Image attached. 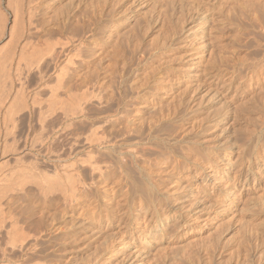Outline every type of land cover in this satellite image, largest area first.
Segmentation results:
<instances>
[{
    "label": "rangeland",
    "instance_id": "1",
    "mask_svg": "<svg viewBox=\"0 0 264 264\" xmlns=\"http://www.w3.org/2000/svg\"><path fill=\"white\" fill-rule=\"evenodd\" d=\"M13 1L14 4L18 5H20L21 3L19 8L22 6V9H20L23 16L21 15L22 17L16 25V32H14L13 35H11L13 37L10 38V33H8L10 32V30H8V28L11 24L13 8L7 5L6 0H0V12L3 15V19L7 22H5V26L1 29L2 33L0 32V92H4L3 94L0 93V101L1 103H3H0V106H2L0 107V110L4 112V109L7 110L9 105L12 107V114L8 116L10 119L8 118V120L5 121L6 123H8V125H10V132H14L13 134L9 132V135L11 136L6 137V142L8 143L5 144L6 146L3 145V148L1 146L4 152L0 148V208H2L0 209L2 210V213L0 211V215L2 214L0 216V264H14V262H16L15 259H17L16 256L19 254L18 246L14 248L10 243H7L9 245L6 246V240L8 238L6 237L4 231L7 229L11 219V221H17L19 225L20 223L24 224H21L23 231L27 232L29 230V233L30 231H32V235H29L30 237H28L30 239L27 238L28 240H26L28 242L33 239L31 238L33 236V232L36 234L37 231L34 242H38L35 243L37 244L36 246L38 247V249H36V251L32 253L33 255L29 254V252H26L28 254L25 255H28L27 258L28 261L30 259V262L44 259L46 261V264H264V0H149L147 3L144 2V4L141 3V0H34L35 2L33 1V3L32 1L30 2V0ZM138 2L140 4H138ZM30 8L31 10L33 9V11L30 10V12ZM116 12V18H120L117 22L118 25L116 23V27L118 26L117 30L114 29L112 32H109L108 27H105V21L110 17V15L116 14ZM152 16L153 18H155L150 19L152 18ZM145 17H147L148 19H146ZM22 19L24 22H20ZM20 30H22V39L19 38L20 40H18L17 36L19 37ZM28 32H30L31 34H29ZM200 35H203V37L200 38ZM26 39L31 41L29 42ZM69 39H71L72 41ZM24 41L28 43H26L27 45H24L21 51V49L19 50V45L24 43ZM63 41H66V43H68L66 44L64 42L65 45L63 44L66 49L69 48L68 50L73 49L75 51L74 52L73 50H71L69 54H73L78 51L76 54H74L76 55L74 56V62L76 63L73 65L71 64V68L73 67L74 69L73 72L72 69H69L70 66L67 67L69 69L68 72L70 70L71 71L68 75L69 78L66 76L65 80H70H68L69 82L64 80V83H66H63V85L71 87L69 88V90H71L69 91V97H73L72 94H74V97H76L75 95L81 94L84 91L88 90L86 91L85 95L84 93L81 95L83 96V98L86 97L87 99L82 104L83 111L85 112L86 116L83 115L84 113L82 115L75 114V117L67 119L68 124H64L67 123V120L62 119V117L60 116V112L57 110V112H59V117H53L52 123L56 122L54 124L58 123L57 125L60 126V129L58 130L59 132L57 133L60 137L54 140L55 142H50L48 138L44 141V138L46 137L40 138L38 140V138L35 137V134H37L39 131L37 130L39 127L37 124L36 116L38 103L36 102L37 104H35L34 106L33 104L35 102H33V100L38 101L40 99L42 102L40 103L44 108V104H47V102L50 100V95L47 87L54 84L53 82L55 81L53 80V75L51 76L49 72L50 70H45L47 68H50L49 66L44 65L46 64L45 61L42 62V64L45 66H42V69L44 68L43 70L45 74H47L48 71V74H44V77L42 79H39L37 77L38 73L36 74V72L38 71V69L34 64L42 59L48 60V52L45 51V48L49 49V47H51L54 42L59 45ZM57 45H53L54 48L56 47L55 49L60 48V45L58 47ZM67 45L68 47H66ZM75 48L77 49L75 50ZM257 50L258 52H256ZM142 51H144V53ZM140 52H142V54ZM12 53L14 57L12 64L13 66H9L10 69H8V58L9 56H12ZM14 53H18V57L20 60ZM78 53L80 56L78 55ZM144 54L147 59L149 57L150 59L144 63L145 65H141L138 62L140 61L139 55L144 56ZM61 59L62 56L60 57V60ZM60 60H58V62ZM17 62L19 64L18 67L16 64ZM27 65L28 67L26 69ZM188 65L193 67V69L191 70L192 75L186 77V79L191 81L186 80L187 83H190H186L188 86L185 88H191L192 90H194L190 91V94L187 93L189 94V96L187 94H182L183 97L179 95L175 96L176 93L174 92L175 94H173V90L171 92H168L169 94L172 93L171 95H164L163 91L166 89L163 88L162 90L161 88V91L160 88H157V86L153 84V81H151V79H148V82L145 85H150V87L152 86L153 88H157L153 93V96L161 97L160 100L158 98V102L160 105H156L157 103H155L154 105L149 104V107L153 106L152 108H155L157 106L155 109L160 107V109L158 108L159 112L165 113V109L166 112H170L171 108L173 107L172 110H174L177 105L178 108L180 107L183 110V113L185 112L182 120H179L180 125L178 124V121H176V124H167V122H165L167 124H165L166 126L164 125V123L162 125L163 127L160 126V133L164 132L163 136H166V133H169L168 131L173 130L172 126L175 125L174 128H177L174 133L175 135L180 133L181 136H175H178V142L175 141L173 143V146H176H174L175 151L171 152L166 147L162 149H155L154 145L152 144H144L146 141L139 142V147L141 148L142 146H144L143 148L145 149L143 152V158H152V160L151 158L148 159L149 163H147L146 165L145 163H141V165H143L144 168L148 165L149 168L147 167L148 169H146V171L150 173L151 181H156V178H158L156 181L157 184L152 181L154 187L146 185L148 183V180L141 178L140 181V177L137 178L140 175L135 172V169H133V165L127 159L128 157H125L123 158V160L122 158L120 159V163H122L124 167L123 169L122 167L119 169L120 171H125V173L129 172L130 175H133L137 181L136 185H138H135V190H133L132 186L129 187V185L131 184L123 180V172L120 173L118 172L119 169L116 170L117 163L115 162L117 160L115 161V159L117 156L115 151L110 150L105 145H101L102 147L98 146L97 148H95V145H91L92 147L90 151L93 152L92 154L94 156H91L90 160L95 159L96 161L100 162L101 159L102 162L105 161L106 164L100 163L102 164L101 171L109 170V174L111 176L106 175L107 177L105 176L102 180V175L99 176L97 172H95V174H91L90 172H88L89 170L87 165L78 166L76 163L75 165L76 167L78 166L77 168H73L71 166V168L69 167V161L72 164L74 161H76V158L78 157L77 155L87 158L86 153L89 152L86 148L87 144L84 143L81 138L79 140L80 142L77 141V143H74L73 136L75 134H80L79 132H81L82 129L88 130V127H90L89 125L95 122V116L97 117V115H95L96 113L94 114V112H97L96 108L101 106L99 105V102L96 101L98 100V98L96 99V97H94L96 94L101 96V104L103 103L102 105H107L106 101L107 99H109L108 97H110L111 100L115 98L112 100V107L115 109L117 107L116 101L118 100V95L115 94L116 90L125 92V90L128 88L129 92L127 94H132V92L135 93V89H132V87L135 88V86L141 85L142 82H144V80L148 77L145 76L147 72V75L154 74L156 77H162L161 74H163V71L161 70V68H164L165 66L173 67L174 72L179 70L177 74H180V76H177V74L175 73H173L172 75H174L175 77L174 80L176 79L175 86L178 88L179 86H181L183 89V81L185 82V72H183V68L184 66ZM3 66L4 68H2ZM17 68L19 70L24 68V71L22 70L20 72H23V74L25 72L24 76H26L25 78L24 76H22L21 80L23 81L22 85L24 86H22L24 91L22 92L23 94L20 93V82L18 83L16 79L17 77L15 75L17 73ZM154 68H156V70ZM4 69L7 70L5 71ZM25 69L29 72H27ZM134 69L136 71H134ZM152 69H154L155 71L149 72ZM6 72H10L8 73L9 77L7 78L10 79L12 76V78L10 79L13 81L12 90L18 88L20 93V95L18 94L19 96L17 95L16 97H13V95L11 94L12 96H8V98L5 99L8 93L6 92L5 87H8L7 91H9L8 89L10 88V84L7 78L2 77V75H4ZM74 72L75 74L73 75ZM120 75H122V78H120ZM70 76L73 77L71 78ZM142 76L146 78L142 79ZM88 77L90 78V80L88 79ZM3 78H6L7 82H5V80L3 81ZM108 78L110 80H108ZM111 79L113 80L111 81ZM116 79L117 82L115 81ZM121 79L122 82L119 85ZM76 81H78V84H76ZM1 82H3L4 85H2L3 83ZM193 83L198 84L197 91V84L195 85L196 87L194 89ZM130 84L132 87H130ZM37 85L39 87H43L45 85V87H41L40 89ZM64 86H62L61 89ZM68 87L63 88L62 90L59 88V90H57L58 96L59 92L60 95L63 94V91H67ZM140 87L142 88L143 86ZM215 88L217 90L219 88V90L216 91ZM60 90L62 91V93ZM112 90L114 91V93ZM195 91L197 92V94H194ZM35 92H38V94L36 95ZM69 92L67 91L66 94H68ZM73 92H77V94ZM212 92L213 94L210 95ZM33 93H35L36 96ZM89 93H91L90 96H93L94 94L93 98L90 99ZM64 94L63 96L65 97H63L62 95L59 97H62V100L67 101L69 97ZM110 94L113 97H111ZM194 95L195 98H197L196 100H198L199 97H203V99L206 97V99H204V102H206L210 95L211 101L209 99L208 106H211L210 108H215L220 105V109L222 112L217 118L221 120L214 119V115H210L213 117H209L210 121L206 122H203V120L200 122L199 119L194 116L192 118L191 116L189 117L188 113L190 109L188 108L190 107V104L195 102L193 101L192 103H189V99L192 100ZM58 96L55 97L58 98ZM167 96L173 97L167 98ZM74 97L72 99L70 98L69 100H74L75 102L76 99ZM177 97L178 101L176 99ZM224 97L225 99H223ZM36 98L38 100H36ZM76 98H80V100L82 101V97H79V95ZM183 98L184 100H187L184 102V105L187 102L189 103V105H187L188 108H185L186 105L184 106L182 105V103L181 105H178V102H182L181 100H183ZM201 99L199 98L200 101ZM221 100L222 103H220ZM44 101L46 102L44 103ZM61 101L60 98L59 100L57 99V103L62 104L64 102L63 104L66 103L65 105H67L66 101ZM216 101H218V103L220 104H218ZM77 102L74 104L76 105ZM163 102L165 103V105H170L172 102L171 108L168 105L167 106L170 109L166 106L165 108L162 104ZM40 103L39 105H41ZM55 104H53V106ZM120 106L119 109L121 110L122 106ZM141 106L142 105H124L123 107H126L128 111L126 109L125 110L128 113L130 112L129 117H132L131 115L140 114L135 110V108ZM127 107L131 109L129 110ZM163 107L164 109L161 110V108ZM31 108H33L32 111ZM184 110H187L188 113ZM92 115L95 116L92 117ZM90 117L92 118V120ZM129 117L127 119H129ZM184 117L187 119H184ZM55 119L56 121H53ZM77 119L81 121H77ZM213 119L216 121H214ZM2 120L3 119H1V121ZM190 120L192 121L190 122ZM118 121L119 120H115L114 123H107L108 126L106 127V132L109 128V134L116 132L121 127ZM124 121L126 122V119ZM189 122L190 124L193 122L194 123L190 126ZM197 122L198 124H200V126H198ZM48 123L49 122H47L46 125L47 129L48 127H50L48 126ZM75 123L77 126L74 125ZM85 125L87 126V128ZM186 125L189 127H187ZM193 125L196 126L194 127ZM166 127H168V129ZM46 128L43 131L44 134H47ZM62 128H65L66 131ZM111 128H114L115 130H112ZM170 128L172 130H169ZM183 128L185 129V131H183ZM49 130L50 128L48 129V133ZM86 130L82 131L81 133L86 132ZM76 131L78 132L76 133ZM226 133L228 135H226ZM188 135L190 136V138ZM194 135L198 136L195 137ZM238 135L242 139H240ZM192 136L194 137L195 141ZM188 142L189 144H187ZM70 145L72 146V148L70 151H68ZM81 145L83 148L81 147ZM181 145H184V147ZM177 147L181 150L176 149ZM185 147L189 150L187 151ZM50 148L56 149V151L52 150V153L50 151ZM76 149L78 150L76 151ZM57 151L62 158L57 154ZM180 151L183 152V154ZM147 153H149L148 156L146 155ZM92 154L90 153V155ZM157 156H159L158 159L156 158ZM169 157L173 159V164H176V162L179 164L178 170L172 169V166H169V168L167 167V169V164L165 165V163H162L163 161L169 160ZM154 158L156 159L155 161ZM66 162L68 166L66 165ZM209 164L213 165L212 170L208 169ZM106 167L107 169H105ZM170 169H172V171L174 172L178 171L179 173H176L178 177L174 175V178L173 176H170V178L172 177V179H169V177L165 175V172H168ZM162 170H165V172H163ZM86 171L87 174H85ZM116 172L117 174H115ZM89 173L91 174V177ZM55 174L56 176L59 175L57 176L58 178L55 176ZM70 174L72 175L74 182L76 181L75 184L77 185L76 187L78 196L76 198H73L74 202L70 199L68 200L69 203L65 204L67 200H63L62 196L58 197V194H63V189L68 186V184H65L69 180L66 179V175L71 177ZM118 175H120V177ZM52 176H54L55 178ZM113 176L115 178L114 181L112 179ZM79 177L84 179L86 178L85 182H87L88 184L85 186L87 187L83 188L81 187V185H79L77 181ZM176 178L178 179V181ZM160 180L162 181V183H160ZM164 181L169 182L165 183ZM124 182L126 184H123ZM60 184L62 186H60ZM167 184L169 185L167 186ZM164 185L167 188L163 187ZM175 185L180 187L179 191L177 190V186ZM144 186H147L148 188H144ZM39 187L41 189L43 188L44 190H41ZM53 188L56 189L54 190ZM78 188L80 190V193ZM194 188L197 189L194 190ZM61 189L62 191L60 194ZM175 189L177 191H175ZM51 190L52 192H48ZM131 190L133 193L131 192ZM158 190H161V195L159 196L156 192ZM190 191H192L193 193ZM121 192L123 193V195ZM124 192L127 194H125ZM134 193L136 194V196ZM128 195L130 198L128 197ZM200 195L202 198L200 197ZM46 196L48 198H46ZM146 196L149 200L145 199ZM189 196L191 199L189 198L188 202L186 201L181 204L179 199L185 197L187 199ZM154 197L155 199H153ZM162 197L165 198V201ZM158 198L161 202L164 201V204L166 203V207L159 211V214L161 216L158 219L159 222L156 221L159 227H157L158 232H156L155 234L153 231H150L148 223V221L150 220V212L153 209V207L151 206L150 208L149 205H151V203H153L154 201L158 203ZM166 198L169 199L167 200ZM114 200H116V203L114 202ZM150 200H152L153 202H150ZM124 202L126 204H123ZM191 202L193 203L191 204ZM59 203L60 205H58ZM112 203L115 204L113 205ZM137 203H139L140 205H137ZM110 204H112L113 209L116 210L115 213L117 212L116 215L115 213L113 214L114 216L106 214L109 210L108 207H112V205ZM103 206L105 207L104 210H102L104 208ZM177 206L181 209L177 208ZM119 212L121 214H119ZM165 212L167 213L166 216H164ZM9 214L12 217L11 219ZM130 214L131 217H134V219L130 217ZM54 215H56V217H54ZM97 216H100V222H98L99 220ZM119 216H123L121 217V219H123V223H120L121 220H118L120 218ZM89 221L91 222L89 223ZM45 222L48 224H46ZM125 222H128V224L126 223V226L128 225L129 228L134 229V237L139 233L140 229L143 230L144 234V236L142 234L140 238L150 236V234H152L153 237H151V235L149 237L150 240L146 243H135L129 240V242L124 244L123 249H121L123 252L120 255H113L112 257L105 258L104 255H111L112 253L111 244L116 240L117 244H121L122 242H124L123 240L125 239L122 235L125 234L124 236H126V232L128 233L129 230H131L125 226ZM95 223H97L98 225ZM115 223L119 224L117 225ZM30 224H32L33 226ZM159 224H161L162 227ZM82 225H86L85 228H83ZM66 226H69L70 228L68 227L69 229H67L65 228ZM23 227L25 229H23ZM91 228L93 230H91ZM169 228L171 230H168ZM38 229H42L41 234ZM72 229L75 231V233ZM120 230L122 231V233ZM98 231H100L99 234L97 233ZM68 232H70V234ZM92 232L95 234V236H93ZM104 233L107 234L105 236L106 239L103 237L105 235ZM109 233H113V235L108 236L110 235ZM65 236L69 240L73 241L74 239H76L77 241H73L74 243H72V241L69 242V240H67ZM69 236H71L73 239H71V237ZM78 237L79 240L81 239V237L83 239L78 241ZM89 237H91L92 239ZM101 237H103L104 239ZM97 238L98 240H96ZM2 239H5L6 242ZM58 240H61V244H59L60 241ZM105 240H107L106 244ZM26 241L24 243H27ZM50 242L54 245L52 246ZM86 243H89V249L86 248ZM73 244L74 246L72 247ZM62 245L63 247H65L63 248ZM95 245H97V247ZM105 245L107 247H105ZM49 246H52L53 249ZM75 246L77 249H75ZM1 247L3 250L1 249ZM70 247L72 248L70 249ZM103 247H105L106 249H104ZM102 248L104 250L101 252V254H99L101 251L100 249ZM146 249L149 251L147 252ZM52 250L55 253H53ZM72 250H74V253L72 252ZM86 250H88L89 252H85ZM41 251L42 253H40ZM64 251L67 252L65 253ZM96 253H98L99 255ZM46 254H48L47 257ZM55 254L57 256H55ZM66 255L69 259H67ZM69 256L74 261L71 260ZM73 256L75 257V259ZM63 257L67 260L65 261ZM44 260L42 261L45 264Z\"/></svg>",
    "mask_w": 264,
    "mask_h": 264
},
{
    "label": "bare ground",
    "instance_id": "2",
    "mask_svg": "<svg viewBox=\"0 0 264 264\" xmlns=\"http://www.w3.org/2000/svg\"><path fill=\"white\" fill-rule=\"evenodd\" d=\"M32 1V3H33V1L34 0H30V2ZM138 1V0H137ZM149 0H141V3L142 4H144V2H148ZM29 2V3H30ZM35 2V1H34ZM103 2V1H102ZM136 2V1H135ZM134 2V3H135ZM6 3H7V5H9V6H11L12 8H13V12H12V20H11V24L9 25V28H8V30H10V32H8V33H10L9 35H10V38H12L13 36H11V35H13V33L14 32H16V25L18 24V22H19V20H20V18L23 16L22 15V11H21V9L19 8V6L21 5V3H20V5H18V4H14V1L13 0H6ZM173 3V2H172ZM31 4V3H30ZM35 4V3H34ZM138 4H140L139 2H138ZM141 4V5H142ZM174 4V3H173ZM34 6V5H33ZM102 6V5H101ZM140 6V5H139ZM35 7V6H34ZM36 9V8H35ZM157 9V8H156ZM31 10V8L29 9V11ZM28 11V10H27ZM26 11V12H27ZM31 11H33V9L31 10ZM30 11V12H31ZM30 12H28V13H30ZM122 12H124V11H122ZM122 14V13H121ZM126 14V13H125ZM22 15V16H21ZM117 12H116V14H112V15H110V17L108 18V19H106V21H105V27H108V30H109V32H112L114 29L115 30H117V27H116V23L119 21V19L120 18H116L117 16ZM122 16V15H121ZM124 16V15H123ZM154 16V15H153ZM153 16H152V18H150V19H154L153 18ZM119 17V16H118ZM125 17V16H124ZM123 18V17H122ZM146 19H148L149 18V16H148V18L147 17H145ZM124 19V18H123ZM3 19V15L1 14V12H0V32L2 31L1 29L5 26V22H6V20H4ZM28 20V19H27ZM26 20V21H27ZM23 21V19L20 21V22H22ZM31 21V20H30ZM24 22V21H23ZM32 22V21H31ZM7 23V22H6ZM21 24V23H20ZM117 25H118V23H117ZM35 27V26H34ZM36 28V27H35ZM191 28V27H190ZM20 29H21V26H20ZM22 29H23V27H22ZM192 29V28H191ZM263 29V28H262ZM27 31V30H26ZM28 31H29V29H28ZM38 31V30H37ZM21 32H22V30H20V34H19V37L17 36V38H18V40H20L19 38H21L22 37V34H21ZM39 32H40V30H39ZM45 32V31H44ZM2 33V32H1ZM4 33V32H3ZM29 34H31L30 32H28ZM109 34V33H108ZM204 34V33H203ZM26 36V35H25ZM201 36V35H200ZM28 37V36H27ZM26 37V38H27ZM203 37V35L200 37V38H202ZM16 38V39H17ZM22 39V38H21ZM61 39V38H60ZM66 39V38H65ZM73 39V38H72ZM27 40V39H26ZM69 40H71V39H69ZM76 40V39H75ZM27 41H29V40H27ZM31 41V40H30ZM29 41V42H30ZM66 41H68V40H66ZM66 41H63V42H61L59 45H60V48H58V49H55L54 48V46L53 45H57V43H55L54 42V44L51 46V47H49V49L47 48H45V51H47L48 52V54H47V58H48V60H44V59H42V60H40L39 62H37L36 64H34V65H36V67H37V69H38V71L36 72V74L38 73V78L39 79H42L43 77H44V68L42 69V66L43 67H45L44 65H46V66H49L50 68H47V69H45V70H50L49 72H50V74H51V76L54 78H52L55 82H53L54 84H52V85H50L49 87H47L48 88V91H49V98H50V102L48 103L47 102V104H44L45 106H44V108L42 107V102H41V100L39 101L37 98H36V100H38V101H34L33 100V102H35L33 105L35 106V104H37V114H36V116H37V124H38V129L37 130H39L38 131V133L37 134H35V137L36 138H38V140L40 139V138H44V137H46V138H44V141H45V139H47L48 138V140L50 141V142H53L54 140H56L57 138H59L60 136H59V134H57L59 131V125H57V124H54V123H56V122H54V123H52V119H53V117H55V116H58L59 117V112H60V116L62 117V119H68V118H72V117H75V114H78V115H82L83 113V115H85L86 116V114H85V112L83 111V106H82V104L87 100L86 99V97L85 98H83V96H81L83 93H84V95H85V93H86V91H88V90H86V91H84V90H82V91H84L83 93H81V94H78L79 95V97H82L81 99H82V101L80 100V98H76L78 95H75L76 97H74V94H72L73 95V97L76 99V101L74 102V100H69L70 98L72 99L73 97H69V95H70V92L69 91H71V90H69V88H71V87H68V86H64L63 85V83H64V80H65V77L67 76L68 77V75H69V72L71 71H69L68 72V70L69 69H72V72H73V67L71 68V66L73 65V64H75L76 62H74V56H76V55H74V54H76L78 51H76V53H73V54H69V52L71 51V50H73V49H71V50H68V49H66L65 47H64V45H65V43H66ZM72 41V40H71ZM16 42H18V41H16ZM21 42V41H20ZM50 42V41H49ZM52 42V41H51ZM65 42V43H64ZM26 43H28V42H26V41H24V43H22L21 45H19L20 47H19V50L21 49V51H22V49H23V47H24V45L26 44ZM48 43V42H47ZM59 43V42H58ZM18 44V43H17ZM50 44V43H49ZM64 44V45H63ZM66 44H68V43H66ZM73 44V43H72ZM79 44V43H78ZM27 45V44H26ZM59 45H57V47L59 46ZM81 45V44H80ZM48 46V45H47ZM70 46V45H69ZM259 46V45H258ZM66 47H68V45L66 46ZM136 47V46H135ZM17 48V47H16ZM141 48V47H140ZM77 48H75V50H76ZM136 50V49H135ZM14 51V50H13ZM74 51V50H73ZM139 51H141V50H139ZM156 51V50H155ZM154 51V52H155ZM12 52V51H11ZM10 52V53H11ZM46 52V53H47ZM75 52V51H74ZM143 53H144V51H142ZM142 52H140L141 54H142ZM256 52H258V50L256 51ZM45 53V52H44ZM15 55H17V57H18V53L16 54V53H14ZM22 54V53H21ZM81 54V53H80ZM9 55H11V54H9ZM8 55V56H9ZM14 55V56H15ZM78 55H79V53H78ZM154 55V54H153ZM19 56H20V54H19ZM62 56V59L60 60V57ZM80 56V55H79ZM42 57H43V55H42ZM78 58V57H77ZM76 58V59H77ZM139 58H140V61H138L141 65H143L147 60H149L150 59V57L147 59V57H145V54H144V56L143 55H139ZM9 62H8V67L10 66H13L12 64H13V59H14V57H13V53H12V56L10 57L9 56ZM18 59H19V57H18ZM17 59V60H18ZM80 59V58H79ZM263 59V58H262ZM20 60V59H19ZM18 60V61H19ZM58 60H60L59 62H58ZM46 62V64H42V62ZM16 62V61H15ZM3 63V62H2ZM258 63V62H257ZM17 64V67H18V62L16 63ZM26 64H27V62H26ZM30 64V63H29ZM72 64V65H71ZM25 65V64H24ZM145 65V64H144ZM159 65V64H158ZM157 65V66H158ZM162 65V64H161ZM33 66V65H32ZM68 66H70L69 67V69L67 68ZM10 67L8 68V69H10ZM27 67H28V65L26 66V69H27ZM29 67H30V65H29ZM34 67V66H33ZM154 67V66H153ZM159 67V66H158ZM2 68H4V66L2 67ZM142 68V67H141ZM143 68H144V66H143ZM24 69V68H23ZM23 69H16L17 70V73L15 74L16 75V79H17V81H18V83L20 84V93L21 94H23L22 92H24L23 91V88H22V84H23V81H21L22 80V76H24L25 75V72H24V74H23V72H20V71H22ZM25 69V70H26ZM30 69V68H29ZM77 69V68H76ZM75 69V70H76ZM126 69V68H125ZM136 69V68H135ZM134 69V71H136ZM155 70H156V68H154ZM154 69H152V70H147V71H149V72H152V71H155ZM174 68L173 67H171V66H165L164 68H161V70L163 71V74H161L162 75V77H156L154 74H152V75H147L148 74V72H147V74L145 75V76H148L147 78L146 77H141L142 79H144V78H146L145 80H144V82H142V84L141 85H138V84H134V85H138V86H135V88H133L132 86H131V84H130V87H132V89H135V93H133L132 92V94H127L129 91H128V88L127 87H125V88H127L126 90H125V88H124V90H125V92L123 91H121V90H116V93L115 94H117L118 95V97H117V101H116V105H117V107L114 109L113 107H112V100L113 99H115V98H113L112 100H111V98L110 97H108L109 99H107V101L106 100H104V101H106L107 102V105H102L101 104V102H102V100H101V96H99V95H95L94 96V94H93V96L94 97H96V99L98 98V100H96V101H98L99 102V105H101L100 107H98V108H96L97 109V112H94V114L95 115H97V117L95 116V115H92V117L93 116H95V122H93V124H91V125H89L90 127H88V130H86V129H84V130H86V132H83V133H81L82 131H84L83 129H82V131L81 132H79L80 134H75L74 136H73V142L75 143H77V141H79L80 140V138L83 140V142L84 143H86L87 144V146H86V148H87V151H89V152H87L86 153V156H87V158L86 157H80V155H77L78 157L76 158V161H72L73 163L71 164V162L69 161V163L71 164H68L69 165V167L71 166V167H73V168H75L76 167V163H77V165L79 166H82V165H87L88 166V172H90L91 174L92 173H94L95 174V172H97L98 173V175L100 176V175H102V180L104 179V177L107 175V176H109L110 174H109V170L108 171H101L102 170V164H100V163H105V161H101V159H100V162H98V161H96L93 157V159L94 160H90V157L91 156H94L92 153L93 152H91L90 150H91V145H95L94 147L95 148H97L98 146H101V145H105V146H107V148H109L110 150H112V151H115V153H116V156L118 157V159H117V157H116V159H115V163H117V169L116 170H118L119 168H121L122 167V169H123V164L122 163H120L121 161H120V159L122 158V160H123V158H125V157H128L127 159L130 161V163L133 165V169H135V172L137 173V174H139L140 176H138L137 178H139L140 177V181H141V178H144L145 180H148V183L146 184V185H148V186H151V187H154V184L152 183V181H151V175H150V173H148L147 171H146V169H148L149 167H148V165L147 166H145V168H144V166L143 165H141V163H145V165L147 164V163H149V161H148V159L149 158H151V157H148V159H146V158H143V152H144V146H142L141 148L139 147V142L140 141H146L144 144H148L149 143V145H154V147H155V149L156 148H160V149H162V148H167L169 151H171V152H173V151H175V148H174V146H173V143L175 142V141H177V137H175L176 135H180V133L179 134H176L175 135V131H176V129L177 128H174V126H172L173 127V130L170 128L169 130H172V131H168L169 133L167 134L166 132V136H163V133L161 134L160 133V130H161V127H163L162 125H163V123H164V125L166 124L165 122H167V124L168 123H175L176 124V121H178V124L180 123L179 122V120H182V117L184 116V113H183V110L179 107L178 108V106L176 105V108L174 109V110H172V108H171V104H172V102H171V104L170 105H168V106H170V108H171V111L170 112H166V109L164 110L165 111V113L164 112H162V113H160L159 112V109H160V107H158L157 109H155V108H152V107H149L150 105L149 104H151V105H154L155 103H157L156 105H160L159 104V100L161 99V97L160 96H158V97H154L153 95V93L156 91V89L157 88H160V90H161V88H162V90H163V88L164 89H166V90H164L163 92V94L164 95H171L172 93L173 94H175V96L176 95H179V96H182V94H187V93H189L190 91H194V90H192L191 88H185V87H187L188 85L187 84H189V83H187L186 82V80H188V79H186V77H189V76H191L192 75V72H191V70L193 69V67H191V66H184V68H183V72H185V82L183 81V89H182V87L181 86H179V88H181V89H179L178 87H176L175 85V80H174V75H172L173 73H175V74H177V72H179V70L178 71H175L174 72V70H173ZM5 70V69H4ZM7 70V69H6ZM5 70V71H6ZM32 70H34V69H32ZM145 70H146V68H145ZM177 70V69H176ZM9 71V70H8ZM24 71V70H23ZM27 71V70H26ZM96 71V70H95ZM128 71V70H127ZM13 72V71H12ZM27 72H29V71H27ZM46 72V71H45ZM79 72V71H78ZM125 72V71H124ZM8 73H10V72H6L4 75H2V77H9V74ZM182 73V72H181ZM47 74H48V71H47ZM47 74H45V75H47ZM70 74H72V73H70ZM75 74V72L73 73V75ZM149 74H151V73H149ZM114 75V74H113ZM14 76V75H13ZM50 76V75H49ZM177 76H180V74H177ZM26 76H24V78H25ZM71 78L73 77V76H70ZM91 77V76H90ZM106 77V76H105ZM112 77V76H111ZM6 78L4 79L3 78V81L5 80V82H7V80H8V82H9V86H10V88L8 89L9 91H7V83H6V92H8L7 93V97H5V99L6 98H8V96H12L13 95V97L15 96H17L18 94L20 95V93H19V90H18V88L17 89H14V90H12L13 89V81L12 80H10L11 78H12V76H11V78L9 79V78H7V80H6ZM13 78H15V77H13ZM23 78V79H24ZM51 78V77H50ZM69 78V77H68ZM110 78V77H109ZM108 78V80H110ZM120 78H122V75H120ZM15 79V80H16ZM88 79L90 80V78L88 77ZM127 79V78H126ZM148 79H151V81H153V84L155 85V86H157V88H153L152 86L150 87V85H147V86H145L146 85V83L148 82L147 80ZM2 80V79H1ZM38 80V79H37ZM68 80H70V79H68ZM68 80H65V81H68ZM94 80V79H93ZM102 80V79H101ZM107 80V79H106ZM105 80V81H106ZM113 79H111V81H112ZM116 82H117V79L115 80ZM151 81H149V82H151ZM188 81H191V80H188ZM25 82V81H24ZM38 82V81H37ZM44 82V81H43ZM51 82V81H50ZM69 82V81H68ZM78 81H76V84H78L77 83ZM110 82V81H109ZM115 82V83H116ZM122 82V79H121V81L119 82V85H120V83ZM140 82V81H139ZM180 82V81H179ZM1 83H3V82H1ZM66 83V82H65ZM64 83V84H65ZM80 83V82H79ZM113 83V82H112ZM177 83V82H176ZM187 83V84H186ZM16 84V83H15ZM18 84V85H19ZM75 84V83H74ZM106 84V83H105ZM150 84V83H149ZM179 84V83H178ZM186 84V85H185ZM197 83H193V85H194V89H195V85H196ZM2 85H4V83L2 84ZM18 85H17V87H18ZM40 85H41V83H40ZM46 85V84H45ZM45 85L43 86V87H45ZM68 85V84H67ZM83 85V84H82ZM92 85V84H91ZM98 85V84H97ZM99 85H100V83H99ZM111 85V84H110ZM125 85V84H124ZM123 85V86H124ZM153 85V86H154ZM181 85V84H180ZM38 86V85H37ZM62 86H64L63 88H67L68 87V89H67V91L69 92L68 94H66V92L67 91H63V94L64 95H66L67 97H69L68 98V100L66 101V100H62V97H59V96H63V94H61L60 95V92H59V96H58V92H57V90H59V88L61 89V87ZM70 86V85H69ZM76 86V85H75ZM81 86V85H80ZM103 86H104V84H103ZM102 86V87H103ZM128 86V85H127ZM140 86H143L142 88L140 87ZM158 86H160V87H158ZM1 87V86H0ZM15 87V86H14ZM24 87V86H23ZM39 87V86H38ZM42 87V86H41ZM41 87H39L40 89H41ZM42 87V88H43ZM219 87V86H218ZM4 88V87H3ZM4 88V89H5ZM21 88H22V91H21ZM62 88V89H63ZM82 88V87H81ZM86 88V87H85ZM93 88V87H92ZM95 88V87H94ZM97 88V87H96ZM122 88V87H121ZM193 88V87H192ZM197 88H198V84H197V87H196V91H197ZM61 89V90H62ZM83 89V88H82ZM88 89V88H87ZM103 89V88H102ZM101 89V90H102ZM113 89V88H112ZM123 89V88H122ZM216 89V88H215ZM222 89V88H221ZM227 89V88H226ZM3 90V89H2ZM60 90V91H61ZM66 90V89H65ZM97 90V89H96ZM99 90V89H98ZM111 90V89H110ZM159 90V89H158ZM161 90V91H162ZM173 90V91H172ZM212 90H213V88H212ZM218 90H219V88H218ZM217 89H216V91H218ZM79 91V90H78ZM77 91V92H78ZM81 91V90H80ZM89 91H91V90H89ZM113 91V90H112ZM127 91V92H126ZM134 91V90H133ZM172 91V93L171 94H169L168 92H171ZM195 91V92H196ZM77 92L75 93V92H73V93H75V94H77ZM108 92V91H107ZM141 92V93H140ZM175 92V93H174ZM194 92V94H197V92L195 93ZM221 92V91H220ZM1 93V92H0ZM4 93V92H3ZM3 93H1V94H3ZM36 93V95L38 94V92H35ZM35 93H33L34 95H35ZM61 93H62V91H61ZM79 93V92H78ZM101 93H104V92H101ZM113 93H114V91H113ZM156 93H158V92H156ZM224 93V92H223ZM12 94V95H11ZM112 94V93H111ZM110 94V95H111ZM114 94V95H115ZM162 94V95H163ZM190 94V93H189ZM189 94H187L188 96H189ZM199 94V93H198ZM203 94V93H202ZM213 94V92L210 94V95H212ZM225 94H226V92H225ZM18 95V96H19ZM28 95V94H27ZM35 95V96H36ZM91 95V93H89V97H90V99L91 98H93V96H90ZM107 95V94H106ZM205 95V94H204ZM210 95H209V97H208V99L206 100V102H204V99H206V97L203 99V97H199L200 99L202 98L203 99V101H202V99H201V101L199 100V98H198V100H196L197 98H195V95L193 96V98H192V100H190L189 99V103H192L193 101H195L194 103H192V104H190V107L188 108L187 107V105H189V103L187 102V103H185V105H184V102L185 101H187V100H184V98H183V100H181L182 102H178V105L180 104L181 105V103H182V105H184L185 106V108H188V109H190V111H189V113H188V111L187 110H184V111H186L189 115V117L191 116V118L194 116V117H196V118H198L199 119V121L201 122L202 120H203V122L205 121H210V119H209V117H213V116H210V115H214V119H219V118H217L219 115H220V113L222 112L221 111V109H220V105L219 106H217V107H215V108H210L211 106H208V101H209V99H210ZM23 96V95H22ZM55 96H58V98L57 97H55ZM88 96V95H87ZM167 96V98H171V97H173V96H171V97H168ZM201 96H203V95H201ZM227 96V95H226ZM249 96V95H248ZM3 97V96H2ZM26 97V96H25ZM34 97V96H33ZM63 97H65V96H63ZM66 97V98H67ZM105 97V96H104ZM111 97H113L112 95H111ZM183 97V96H182ZM217 97H218V94H217ZM24 98V97H23ZM59 100V98H60V101L61 102H63V101H66L67 102V105H65V104H61V103H57V99ZM88 98V97H87ZM158 98H159V100H158ZM165 98V97H164ZM190 98V97H189ZM2 99V98H1ZM11 99V98H10ZM25 99V98H24ZM33 99H35V98H33ZM80 100V101H78V100ZM103 99V98H102ZM163 99V98H162ZM177 99V101H178V97L176 98ZM223 99H225V97L223 98ZM228 99V98H227ZM244 99V98H243ZM13 100V99H12ZM89 100V99H88ZM110 102H109V101ZM169 100H171V99H169ZM180 100V99H179ZM229 100V99H228ZM247 100V99H246ZM14 101V100H13ZM31 101V100H30ZM47 101V100H46ZM46 101H44V103L46 102ZM80 102V103H78V102ZM176 101V100H175ZM210 101H211V99H210ZM224 101V100H223ZM37 102V103H36ZM41 102V103H40ZM77 102V104L75 105L74 103H76ZM92 102V101H91ZM105 102V103H106ZM109 102V103H108ZM165 102H167V101H165ZM213 102V101H212ZM217 103H218V101H216ZM237 102V101H236ZM0 103H1V101H0ZM30 103V102H29ZM32 103V102H31ZM39 103L41 104V105H39ZM55 103H57V104H55ZM97 103V102H96ZM95 103V104H96ZM113 103H114V101H113ZM168 103H170V102H168ZM175 103V102H174ZM173 103V104H174ZM206 103V104H205ZM210 103V102H209ZM220 103H222V100L220 101ZM220 103H218V104H220ZM227 103H228V101H227ZM1 104H3V103H1ZM0 104V105H1ZM11 104H12V101H11ZM25 104V103H24ZM53 104H55L54 106H53ZM59 104V105H58ZM70 106H69V105ZM74 104V105H73ZM86 104V103H85ZM87 104H89V103H87ZM92 104V103H91ZM94 104V105H95ZM163 104V106L165 107H168L167 105H165V103L163 102L162 103ZM161 104V105H162ZM235 104V103H234ZM233 104V105H234ZM122 106V108H121V110L119 109V106ZM130 106V105H132V106H137V105H142L141 107H136L135 108V110L136 111H138L140 114H136V115H131L132 117H129V113L127 112L128 110L126 109V107H123V106ZM175 105V104H174ZM28 106V105H27ZM32 106V105H31ZM33 106V107H34ZM65 106V107H64ZM86 106V105H85ZM91 106V105H90ZM89 106V107H90ZM120 106V107H121ZM0 107H2V106H0ZM10 107V108H9ZM164 107L163 108H161V110H163L164 109ZM165 107V108H166ZM91 108V107H90ZM93 108H94V106H93ZM128 109H129V107H127ZM169 108V107H168ZM167 108V109H168ZM169 108V109H170ZM184 108V109H185ZM234 108V107H233ZM32 109L33 108H31V111H32ZM35 109H36V107H35ZM87 109H88V107H87ZM127 111H126V110ZM131 109V108H130ZM129 109V110H130ZM134 109V108H133ZM5 111L4 112H2L1 110H0V148H1V146H2V148L4 147L3 145H5L6 143H8V142H6V137L7 136H11V135H9V132H10V130H9V126L10 125H8V123H6V121L5 120H8V116H10L11 114H12V107L9 105L8 106V108H7V110L6 109H4ZM57 110L59 111V112H57ZM238 110V109H237ZM96 111V110H95ZM169 111V110H168ZM242 111V110H241ZM240 111V112H241ZM244 111V110H243ZM34 112V111H33ZM58 113V115H57V113ZM35 113V112H34ZM56 113V114H55ZM122 113H124V114H122ZM225 113V112H224ZM242 113V112H241ZM132 114V113H131ZM240 114V113H239ZM2 115V116H1ZM33 115V114H32ZM137 115H139V116H137ZM185 115H187V114H185ZM223 115V114H222ZM88 116V115H87ZM91 116V115H90ZM114 117V119H113V117ZM233 116V115H232ZM84 117V116H83ZM89 117V116H88ZM129 117V119H127ZM12 118V117H11ZM91 118V117H90ZM108 118V119H107ZM112 118V119H111ZM195 118V119H196ZM1 119H3L2 121H1ZM10 119V118H9ZM58 119V118H57ZM74 119V118H73ZM72 119V120H73ZM83 119V118H82ZM126 119V122L124 121ZM184 119H187V118H185L184 117ZM194 119V118H193ZM213 119V120H214ZM11 120H13V119H11ZM10 120V121H11ZM75 120V119H74ZM85 120V119H84ZM83 120V121H84ZM91 120H92V118H91ZM113 120V121H112ZM115 120H119L118 122L120 123V125H121V127L116 131V132H114V133H108L109 132V129L107 130V132H106V127L108 126V124L107 123H109V122H115ZM163 120H165V121H163ZM189 120V119H188ZM216 120H214V121H216ZM219 120H221V119H219ZM53 121H56V119L55 120H53ZM77 121H81V120H79V119H77ZM184 121V120H183ZM187 121V120H186ZM192 120H190V122H191ZM198 121V122H199ZM47 122H49L48 123V126H50V127H48V129L50 128V130H49V133H48V129L46 128V125H47ZM88 122H89V120H88ZM117 122V123H118ZM125 122V123H124ZM188 122V121H187ZM190 122H189V124H190ZM198 122H197V124H198ZM199 122V123H200ZM80 123V122H79ZM83 123V122H82ZM81 123V124H82ZM182 123V122H181ZM194 123V122H193ZM193 123H191V124H193ZM196 123V122H195ZM207 123H209V122H207ZM207 123H205V124H207ZM257 123V122H256ZM64 124H68V120H67V123H64ZM72 124V123H71ZM71 124H69V125H71ZM166 124V125H167ZM189 124H187V125H189ZM191 124H190V126H191ZM203 124V123H202ZM13 125V124H12ZM74 125H76V123L74 124ZM83 125V124H82ZM165 125V126H166ZM171 125V124H170ZM180 125V124H179ZM186 125V126H187ZM77 126V125H76ZM79 126V125H78ZM86 126V125H85ZM161 126V127H160ZM164 126V127H165ZM169 126V125H168ZM176 126H178V125H176ZM183 126V125H182ZM185 126V125H184ZM194 126V125H193ZM196 126V125H195ZM194 126V127H195ZM198 126H200V124H198ZM222 126V125H221ZM12 127V126H11ZM62 127H63V125H62ZM65 127H67V126H65ZM73 127V126H72ZM112 127V126H111ZM187 127H189V126H187ZM245 127V126H244ZM33 128V127H32ZM31 128V129H32ZM45 128L47 129V134H44L43 133V131L45 130ZM86 128H87V126H86ZM117 128V127H116ZM167 129H168V127H166ZM165 128V129H166ZM180 128V127H179ZM193 128V127H192ZM197 128V127H196ZM63 129V128H62ZM65 129V128H64ZM63 129V130H64ZM112 130L114 129V128H111ZM184 129V128H183ZM194 129V128H193ZM225 129V128H224ZM33 130V129H32ZM75 130V129H74ZM79 130V129H78ZM112 130H110V131H112ZM115 130V129H114ZM179 130V129H178ZM190 130V129H189ZM192 130V129H191ZM60 131H62V130H60ZM65 131H66V129H65ZM72 131V130H71ZM162 131H164V130H162ZM183 131H185V129L183 130ZM78 131H76V133H77ZM188 132H190V131H188ZM195 132V131H194ZM10 133H14V132H10ZM32 133H33V131H32ZM61 133V132H60ZM63 133V132H62ZM181 133H182V131H181ZM198 133V132H197ZM187 134V133H186ZM241 134V133H240ZM67 135V134H66ZM72 135V134H71ZM165 135V134H164ZM185 135V134H184ZM190 135V134H189ZM188 135V136H189ZM192 135V134H191ZM226 135H228L227 133H226ZM64 136V135H63ZM181 136V135H180ZM195 136V135H194ZM196 136H198V135H196ZM195 136V137H196ZM239 136V135H238ZM242 136H245V135H242ZM193 137V136H192ZM191 137V138H192ZM240 137V136H239ZM12 138H14V137H12ZM66 138V137H65ZM184 138V137H183ZM187 138V137H186ZM185 138V139H186ZM189 138H190V136H189ZM67 139V138H66ZM72 139V138H71ZM180 139V138H179ZM178 139V140H179ZM193 139H194V137H193ZM197 139V138H196ZM201 139V138H200ZM240 139H242L241 137H240ZM35 140V139H34ZM37 140V139H36ZM59 140V139H58ZM58 140H57V142H58ZM182 140V139H181ZM188 140V139H187ZM186 140V141H187ZM185 141V140H184ZM194 141H195V139H194ZM55 142V141H54ZM80 142V141H79ZM178 142V141H177ZM63 143H64V141H63ZM72 143V142H71ZM181 143V142H180ZM192 143V142H191ZM57 144V143H56ZM58 144H59V142H58ZM187 144H189V142L187 143ZM64 145H67V144H64ZM72 145V144H71ZM69 146V150L68 151H70L71 150V148H72V146ZM83 145V144H82ZM82 145H81V147H82ZM125 145V146H124ZM141 145H143V144H141ZM198 145V144H197ZM6 146V145H5ZM47 146V145H46ZM49 146H50V144H49ZM181 146H183L184 147V145H181ZM189 146V145H188ZM8 147V146H7ZM7 147H5V148H7ZM80 147V146H79ZM102 147V146H101ZM151 147V146H150ZM176 147V146H175ZM1 148V149H2ZM46 148V147H45ZM53 148V147H52ZM52 148H50L51 150V152H52V150L53 151H56V149H52ZM76 148H77V146H76ZM83 148V147H82ZM100 148V147H99ZM153 148V147H152ZM186 148V147H185ZM60 149H61V147H60ZM75 149V148H74ZM80 149V148H79ZM147 149V148H146ZM151 149V148H150ZM167 149H166V151H167ZM176 149H178V150H181L180 148H176ZM184 149V148H183ZM187 149V148H186ZM59 150V149H58ZM78 149H76V151H77ZM102 150V149H101ZM178 150H176V151H178ZM189 149H187V151H188ZM226 150V149H225ZM2 151H3V149H2ZM45 151V150H44ZM60 151V150H59ZM96 151V150H95ZM105 151H106V148H105ZM152 151V150H151ZM4 152V151H3ZM100 152V151H99ZM148 152V151H147ZM162 152V151H161ZM181 152V151H180ZM192 152V151H191ZM1 153V152H0ZM53 153V152H52ZM55 153V152H54ZM66 153V152H65ZM82 153V152H81ZM84 153V152H83ZM90 153L92 154V155H90ZM175 153V152H174ZM179 153V152H178ZM182 154H183V152H181ZM198 153V152H197ZM48 154V153H47ZM51 154V153H50ZM49 154V155H50ZM57 154L59 155V153H58V151H57ZM67 154V153H66ZM72 154V153H71ZM114 154V153H113ZM152 154H153V152H152ZM176 154V153H175ZM181 154V155H182ZM189 154H191V153H189ZM65 155V154H64ZM83 155V154H82ZM105 155V154H104ZM110 155V154H109ZM111 155H112V152H111ZM147 156L149 155V153H147L146 154ZM145 155V156H146ZM158 155V154H157ZM195 155V154H194ZM47 156V155H46ZM55 156H57V155H55ZM60 156V155H59ZM58 156V157H59ZM63 156V155H62ZM69 156V155H68ZM97 156V155H96ZM99 156H100V154H99ZM114 156V155H113ZM153 156V155H152ZM175 156V155H174ZM173 156V157H174ZM180 156V155H179ZM53 157V156H52ZM52 157H51V159H52ZM61 157V156H60ZM66 157V156H65ZM98 157V156H97ZM108 157V156H107ZM158 157L159 156H157L156 158L158 159ZM230 157V156H229ZM48 158V157H47ZM56 158V157H55ZM62 158V157H61ZM74 158V157H73ZM89 158V159H88ZM170 159L169 160H167V161H163L162 163H165V165H166V168L168 167L169 168V166H172V169H174V170H178L179 169V164L176 162V164L174 163L173 164V159H171V157H169ZM198 158V157H197ZM58 159V158H57ZM67 159V158H66ZM97 159V158H96ZM112 159H113V157H112ZM126 159V160H127ZM195 159H196V157H195ZM55 160V159H54ZM111 160V159H110ZM125 160V159H124ZM151 160H152V158H151ZM156 159L154 158V161H155ZM162 160H163V158H162ZM229 160V159H228ZM58 161V160H57ZM106 161H107V159H106ZM59 162V161H58ZM114 162V161H113ZM124 162V161H123ZM182 162V161H181ZM125 163V162H124ZM156 163H157V161H156ZM106 164V163H105ZM122 164V165H121ZM151 164V163H150ZM66 165H67V162H66ZM67 165V166H68ZM60 166V165H59ZM77 166V167H78ZM104 166V165H103ZM106 166V165H105ZM112 166V165H111ZM116 166V165H115ZM182 166V165H181ZM61 167V166H60ZM63 167V166H62ZM69 167H66V168H69ZM70 167V168H71ZM76 167V168H77ZM113 167V166H112ZM129 167V166H128ZM148 167V168H147ZM209 168L208 169H210V170H212V167H213V165L212 164H209V166H208ZM211 167V168H210ZM80 168V167H79ZM86 168V167H85ZM116 168V167H115ZM167 168V169H168ZM105 169H107V167L105 168ZM127 169V168H126ZM136 169H137V171H136ZM158 169V168H157ZM172 169H170L171 171H172ZM62 170V169H61ZM84 170H86V169H84ZM111 170V169H110ZM132 170V169H131ZM160 170V169H159ZM168 171V172H165V170L163 171V172H165V175L167 176V177H169V179H172V177L170 178V176H173V178L175 177L174 175H176V173L178 172H174V171ZM71 171V170H70ZM78 171V170H77ZM134 171V170H133ZM150 171H152V170H150ZM161 171V172H162ZM112 172H115V171H112ZM118 172H120V173H122L123 172V175H124V177H123V180L125 181V182H129L131 185H129V187L130 186H132V188H133V190H135L136 189V186H138V185H136L137 184V181H136V178L133 176V175H130L129 174V172L128 173H125V171H120V169H119V171ZM155 172V171H154ZM160 172V171H159ZM64 173V172H63ZM89 173V174H90ZM125 173V174H124ZM152 173V172H151ZM179 173V172H178ZM52 174V173H51ZM54 174V173H53ZM81 174V173H80ZM85 174H87V171H86V173ZM91 174H90V177H91ZM93 174V175H94ZM113 174V173H112ZM115 174H117V172L115 173ZM119 174V173H118ZM135 174V173H134ZM155 174V173H154ZM158 174V173H157ZM163 174V173H162ZM68 175H69V173H68ZM68 175H66V179L68 180V182L67 183H65V184H68V186L67 187H65L64 189H63V191H62V189L60 190V194H61V191H62V193L63 194H61V195H59L58 194V197L59 196H62V198H63V200H67L66 201V203L65 204H67V203H69V201L68 200H72L73 201V198L75 197H77L78 195H77V185L75 184V182H74V180H73V177H72V175H71V177L70 176H68ZM74 175V174H73ZM82 175H83V173H82ZM114 175V174H113ZM161 175V174H160ZM55 176H56V174H55ZM57 176H59V175H57ZM56 176V177H57ZM96 176V175H95ZM106 176V177H107ZM111 176V175H110ZM119 177H120V175H118ZM153 176V175H152ZM177 177H178V175H176ZM52 177H54V176H52ZM63 177H65V176H63ZM77 177V176H76ZM82 177V176H81ZM85 177V176H84ZM118 177V178H119ZM122 177V176H121ZM207 177V176H206ZM43 178V177H42ZM55 178V177H54ZM58 178V177H57ZM60 178V177H59ZM96 178H98V177H96ZM152 178H154V177H152ZM64 179V178H63ZM72 179V180H71ZM86 179V178H85ZM85 179L84 178H78L77 179V181H78V183H79V185H81V187H83V188H85V187H87V186H85V185H87L88 183L87 182H85ZM112 179H113V181L115 180V178H114V176L112 177ZM157 179L158 178H156V181H157ZM162 179H164V178H162ZM177 179V178H176ZM66 180V181H67ZM97 180H99V179H97ZM101 180V181H102ZM105 180H107V179H105ZM123 180H121V181H123ZM63 181V180H62ZM92 181V180H91ZM110 181V180H109ZM112 181V182H113ZM156 181H153V182H155L156 183ZM167 181V180H166ZM170 181V180H169ZM168 181V182H169ZM173 181V180H172ZM176 181V180H175ZM177 181H178V179H177ZM123 183V184H126V183ZM165 182V181H164ZM163 182V183H164ZM168 182H165V183H168ZM185 182V181H184ZM92 183V182H91ZM94 183V182H93ZM160 183H162V181L160 180ZM164 183V184H165ZM177 183V182H176ZM182 183V182H181ZM186 183V182H185ZM99 184V183H98ZM122 184V185H123ZM128 184V183H127ZM141 184V183H140ZM157 184V183H156ZM155 184V185H156ZM79 185H78V187H79ZM136 185V186H135ZM169 184H167V186H168ZM180 185V184H179ZM207 185V184H206ZM60 186H62L61 184H60ZM124 186V185H123ZM127 186V185H126ZM175 186H177V185H175ZM174 186V187H175ZM184 186V185H183ZM202 186V185H201ZM204 186V185H203ZM42 187V186H41ZM59 187V186H58ZM120 187H122V186H120ZM147 187V186H146ZM145 186H144V188H146ZM163 187H166L165 185L163 186ZM206 187V186H205ZM210 187V186H209ZM23 188V187H22ZM40 188V187H39ZM38 188V189H39ZM60 188V187H59ZM148 188V187H147ZM167 188V187H166ZM172 188V187H171ZM187 188V187H186ZM199 188V187H198ZM41 189V188H40ZM43 189V188H42ZM41 189V190H42ZM54 189V188H53ZM56 189V188H55ZM54 189V190H55ZM122 189V188H121ZM151 189V188H150ZM179 189H180V187H178L177 186V190L179 191ZM185 189V188H184ZM190 189V188H189ZM195 189H197V188H194V190ZM44 190V189H43ZM78 190H79V188H78ZM83 190V189H82ZM129 190V189H128ZM154 190V189H153ZM174 190V189H173ZM176 189H175V191H177ZM182 190V189H181ZM186 190V189H185ZM188 190V189H187ZM130 191V190H129ZM138 191V190H137ZM169 191V190H168ZM189 191V190H188ZM198 191V190H197ZM200 191V190H199ZM42 192V191H41ZM48 192H52V190L51 191H48ZM87 192H88V190H87ZM131 192H132V190H131ZM130 192V193H131ZM146 192H147V190H146ZM157 193H158V196L159 195H161V190H158V191H156ZM164 192V191H163ZM181 192V191H180ZM190 192H192V191H190ZM201 192V191H200ZM206 192V191H205ZM46 193H47V191H46ZM46 193H44V194H46ZM53 193H54V191H53ZM52 193V194H53ZM57 193V192H56ZM79 193H80V190H79ZM122 193V192H121ZM125 193V192H124ZM133 193V192H132ZM138 193V192H137ZM139 193H141V192H139ZM176 193V192H175ZM193 193V192H192ZM191 193V194H192ZM196 193V192H195ZM42 194V193H41ZM90 194H91V192H90ZM103 194V193H102ZM125 194H127V193H125ZM124 194V195H125ZM135 194V193H134ZM133 194V195H134ZM154 194H155V192H154ZM165 194V193H164ZM167 194V193H166ZM174 194V193H173ZM186 194V193H185ZM189 194V193H188ZM191 194H190V196H191ZM204 194V193H203ZM49 195V194H48ZM122 195H123V193H122ZM131 195V194H130ZM141 195V194H140ZM139 195V196H140ZM114 196V195H113ZM135 196H136V194H135ZM135 196H134V198H135ZM138 196V195H137ZM142 196V195H141ZM158 196H156V197H158ZM185 196V195H184ZM190 196L186 199V197L185 198H180L179 200H180V202H181V204L182 203H184V202H188L189 201V198H190ZM43 197V196H42ZM119 197V196H118ZM127 197V196H126ZM128 197H129V195H128ZM149 197H151V196H149ZM153 197V196H152ZM200 197H201V195H200ZM46 198H48L47 196H46ZM117 198V197H116ZM130 198V197H129ZM133 198V197H132ZM133 198V199H134ZM163 199H164V201H165V198L164 197H162ZM179 198V197H178ZM193 198V197H192ZM198 198V197H197ZM202 198V197H201ZM81 199V198H80ZM103 199V198H102ZM145 199L146 200H149V199H147V196L145 197ZM153 199H155V197L153 198ZM159 199V198H158ZM163 199H161V200H163ZM167 200L169 199V198H166ZM191 199V198H190ZM46 200V199H45ZM50 200V199H49ZM85 200V199H84ZM110 200V199H109ZM121 200V199H120ZM124 200H126V199H124ZM127 200H128V198H127ZM144 200V199H143ZM178 200V201H179ZM116 200H114V202H115ZM118 201V200H117ZM130 201V200H129ZM129 201H127V202H129ZM152 200H150V202H151ZM164 201L163 202H161L160 201V199H159V202L157 203V202H153V203H151V205H149V207L151 208V206L153 207V209L151 210L150 208V210H151V212H150V217H149V221H148V223H149V227H150V231H153L155 234H156V232H158V229H157V227H159L158 226V224L156 223V221H158V219H159V217L161 216L160 214H159V211L160 210H162V209H164V207H166V203L164 204ZM191 201V200H190ZM200 201V200H199ZM60 202V201H59ZM63 202V201H62ZM71 202V201H70ZM74 202V201H73ZM111 202V201H110ZM133 202V201H132ZM135 202H137V201H135ZM161 202V203H160ZM107 203V202H106ZM116 203V202H115ZM114 203V204H115ZM119 203V202H118ZM121 203V202H120ZM175 203V202H174ZM193 202H191V204H192ZM1 204V203H0ZM49 204V203H48ZM57 204V203H56ZM75 204V203H74ZM82 204V203H81ZM113 204V203H112ZM112 204H110V205H112ZM113 204V205H114ZM123 204H126L125 202L123 203ZM129 204H131V203H129ZM136 204V203H135ZM139 203H137V205H138ZM145 204H146V202H145ZM145 204H144V206H145ZM168 204V203H167ZM58 205H60V203L58 204ZM103 205V204H102ZM109 205V204H108ZM113 205H112V207H108V211H107V215L108 214H110V215H113L114 213H115V209H113ZM117 205H120V204H117ZM140 205V204H139ZM172 205H173V203H172ZM187 205V204H186ZM43 206V205H42ZM125 206H127V205H125ZM147 206V205H146ZM169 206V205H168ZM176 206V205H175ZM174 206V207H175ZM189 206V205H188ZM0 207H1V205H0ZM80 207V206H79ZM98 207V206H97ZM104 207V206H103ZM107 207V206H106ZM121 207V206H120ZM120 207H118V208H120ZM139 207V206H138ZM44 208V207H43ZM46 208V207H45ZM114 208H115V206H114ZM143 208V207H142ZM177 208H179V209H181L180 207H178L177 206ZM0 209H2V208H0ZM63 209V208H62ZM105 209V207L102 209V210H104ZM138 209V208H137ZM146 209H147V207H146ZM4 210V209H3ZM139 210V209H138ZM170 210V209H169ZM177 210V209H176ZM1 211V213H2V210H0ZM57 211V210H56ZM120 211H121V209H120ZM125 211V210H124ZM135 211H136V207H135ZM134 211V212H135ZM141 211H142V209H141ZM149 211V210H148ZM173 211H174V208H173ZM59 212V211H58ZM140 212V211H139ZM176 212V211H175ZM60 213V212H59ZM90 213V212H89ZM102 213H104V212H102ZM121 213H122V211H121ZM120 212H119V214H121ZM124 213V212H123ZM133 213V212H132ZM173 213V212H172ZM12 214H13V212H12ZM55 214V213H54ZM61 214V213H60ZM98 214V213H97ZM117 214V212L115 213V215ZM135 214V213H134ZM145 214V213H144ZM2 215V214H1ZM0 215V216H1ZM10 215V214H9ZM15 215V214H14ZM51 215V214H50ZM92 215V214H91ZM95 215V214H94ZM126 215H129V214H126ZM167 215V213L165 212V215L164 216H166ZM114 216V215H113ZM112 216V217H113ZM124 216V215H123ZM123 216H121V217H123ZM134 216V215H133ZM163 216V215H162ZM17 217V216H16ZM54 217H56V215H54ZM104 217V216H103ZM118 217V216H117ZM120 217V216H119ZM121 217L118 219V220H121V222L120 223H123L122 222V220L123 219H121ZM130 217H131V214H130ZM144 217V216H143ZM142 217V218H143ZM5 218V217H4ZM12 217H11V215H10V219H11ZM58 218V217H57ZM94 218V217H93ZM97 218H98V220L100 219V216H97ZM115 218V217H114ZM125 218V217H124ZM131 218H133L134 219V217H131ZM141 218V217H140ZM147 218V217H146ZM145 218V219H146ZM15 219V218H14ZM18 219V218H17ZM36 219V218H35ZM35 219H34V221H35ZM55 219V218H54ZM90 219V218H89ZM116 219V218H115ZM114 219V220H115ZM136 219H137V216H136ZM12 220V219H11ZM10 220V222H9V225H8V227H7V229L4 231L5 232V235H6V237L8 238L6 241H5V239L3 240V241H5L6 242V246L7 245H9V244H7V243H10L11 244V246H13L14 248H16V246H18V248H19V254L16 256L17 257V259H15L16 260V262H14V264H44L43 263V261L42 260H44V259H42V260H36V258H35V262H30V259H29V261H28V258H27V256H25L26 254H28V253H26V252H29V254H31V255H33L32 253L33 252H35L36 251V249H38V247L36 246L37 244H35L36 242H34L35 241V236H36V234H37V231H36V234L33 232V236L31 237V238H33L31 241H26V240H28V239H30V238H28V237H30L29 235H32L31 234V232L32 231H30V233L28 234L26 231H23L22 230V226H21V224L22 223H20V225L17 223V221H11ZM20 220V219H19ZM96 220V219H95ZM94 220V221H95ZM97 220V221H98ZM107 220V219H106ZM112 220V219H111ZM127 220V219H126ZM138 220H139V218H138ZM162 220V219H161ZM1 221V220H0ZM22 221V220H21ZM65 221V220H64ZM96 221V222H97ZM109 221V220H108ZM176 221V220H175ZM24 222V221H23ZM73 222V221H72ZM91 221H89V223H90ZM98 222H100V220L98 221ZM97 222V223H98ZM116 222V221H115ZM129 222V221H128ZM128 222H125L124 224H125V226H126V223L128 224ZM159 222V221H158ZM39 223V222H38ZM46 223V222H45ZM70 223V222H69ZM68 223V224H69ZM77 223H78V220H77ZM79 223H80V221H79ZM85 223V222H84ZM97 223H95V224H97ZM103 223V222H102ZM105 223H106V221H105ZM131 223V222H130ZM136 223V222H135ZM157 225H156V224ZM32 224H34V223H32ZM32 224H30V225H32ZM37 224V223H36ZM41 224H42V222H41ZM46 224H48V223H46ZM45 224V225H46ZM82 224V223H81ZM92 224V223H91ZM93 224H94V222H93ZM108 224V223H107ZM115 224H117V223H115ZM119 224V223H118ZM117 224V225H118ZM132 224V223H131ZM131 224H129V225H131ZM175 224V223H174ZM3 225V224H2ZM22 225H24V224H22ZM29 225V226H30ZM38 225V224H37ZM71 225V224H70ZM87 225V224H86ZM85 225V226H86ZM90 225V224H89ZM98 225V224H97ZM104 225V224H103ZM114 225V224H113ZM134 225V224H133ZM159 225H161V224H159ZM173 225V224H172ZM6 226V225H5ZM4 226V227H5ZM33 226V225H32ZM73 226V225H72ZM85 226L84 225H82V227L83 228H85ZM107 226V225H106ZM115 226V225H114ZM37 227V226H36ZM69 227V226H68ZM67 226L65 227V228H67V229H69ZM88 227V226H87ZM90 227V226H89ZM91 227H93V226H91ZM97 227V226H96ZM95 227V228H96ZM121 227V226H120ZM122 227H124V226H122ZM127 228H129L128 227V225L126 226ZM131 227V226H130ZM161 227H162V225H161ZM29 228V227H28ZM35 228V227H34ZM64 228V229H65ZM78 228V227H77ZM94 228V229H95ZM106 228V227H105ZM105 228H103V229H105ZM108 228V227H107ZM127 228H125V229H127ZM133 228H134V226H133ZM171 228V227H170ZM168 229V230H171V229ZM23 229H25L24 227H23ZM27 229V228H26ZM32 229V228H31ZM30 229V230H31ZM46 229V228H45ZM45 229H43V230H45ZM48 229V228H47ZM76 229V228H75ZM81 229V228H80ZM97 229V228H96ZM102 229V230H103ZM129 229H131V228H129ZM136 229V228H135ZM36 230V229H35ZM39 230V229H38ZM42 230V229H41ZM41 230H39L40 231V234H41ZM73 230V229H72ZM91 230H93L92 228H91ZM167 230V229H166ZM3 231V230H2ZM39 231H38V235H39ZM95 231V230H94ZM121 231V230H120ZM137 231H138V229H137ZM136 231V232H137ZM4 232H2V233H4ZM27 233V234H25V233ZM73 232L75 233V231L73 230ZM77 232V231H76ZM79 232H81V231H79ZM84 232V231H83ZM82 232V233H83ZM99 232L100 231H98L97 233L99 234ZM109 232V231H108ZM111 232V231H110ZM160 232V231H159ZM44 233V232H43ZM64 233V232H63ZM67 233V232H66ZM69 234H70V232H68ZM78 233V232H77ZM93 233V232H92ZM96 233V232H95ZM96 233V234H97ZM105 233H107V232H105ZM104 233V234H105ZM121 233H122V231H121ZM153 233V234H154ZM35 234V235H34ZM45 234V233H44ZM44 234H43V236H44ZM61 234H62V232H61ZM73 234V233H72ZM80 234V233H79ZM87 234H89V233H87ZM91 234V233H90ZM103 234V235H104ZM110 234V233H109ZM134 229H131V230H129V232L127 233L126 232V236H124V235H122L123 237H124V239L125 240H123L124 242H122L121 244H117V240L116 241H114V239H113V243L110 245L111 247H112V253H111V255H104L105 256V258H108V257H112L113 255H120L123 251L121 250V249H123V247H124V244L125 243H127V242H129V240H131V241H133V242H135V243H139V242H144V243H146L147 241H149L150 240V236L152 235V234H150V236H147V237H142V238H140V236L143 234V230L142 229H140V231H139V233L134 237ZM65 235V234H64ZM77 235V234H76ZM107 234H105L103 237L105 238V236H106ZM111 235H113V233L112 234H110V235H108V236H111ZM18 238H17V237ZM19 236H20V238H19ZM59 236H61V235H59ZM58 236V237H59ZM67 236V235H66ZM66 236H65V238H66ZM87 236V235H86ZM93 236H95V234L93 233ZM92 236V237H93ZM108 236H107V238H108ZM120 236H121V234H120ZM143 236H144V234H143ZM1 237V236H0ZM39 237V236H38ZM69 237H71V236H69ZM75 237V236H74ZM80 237V236H79ZM79 237L77 238L78 239V241H80V240H82L83 238L81 237V239L79 240ZM103 237H101V238H103ZM134 237V238H133ZM151 237H153V235L151 236ZM2 238H5V237H2ZM28 238V239H27ZM63 238H64V236H63ZM62 238V239H63ZM89 238H91V237H89ZM103 238V239H104ZM1 239V238H0ZM17 239V240H16ZM59 239V238H58ZM61 239V240H62ZM67 239V238H66ZM71 239H73L72 237H71ZM87 239V238H86ZM92 239V238H91ZM100 239V238H99ZM106 239V238H105ZM118 239V238H117ZM121 239V238H120ZM61 240H58V241H60L59 242V244H61ZM67 240H69V239H67ZM66 240V241H67ZM95 240V239H94ZM96 240H98V238L96 239ZM108 240V239H107ZM107 240H105V244H106V241ZM27 242V243H24V242ZM40 241V240H39ZM63 241V240H62ZM65 241V242H66ZM72 240H69V242H71ZM73 241H77L76 239H74ZM72 241V243H74ZM122 241V240H121ZM4 242V243H5ZM44 242V241H43ZM68 242V241H67ZM87 242V241H86ZM112 242V241H111ZM18 243V244H17ZM38 243V242H37ZM42 243V242H41ZM57 243V242H56ZM63 243V242H62ZM72 243H70V244H72ZM85 243V242H84ZM93 243V242H92ZM92 243H91V245H92ZM109 243H110V241H109ZM131 243V242H130ZM50 244H52L51 242H50ZM76 244V243H75ZM79 244H81V243H79ZM87 244V243H86ZM89 244V243H88ZM88 244H87V246H86V248H88ZM94 244V243H93ZM123 244V245H122ZM54 244H52V246H53ZM68 245V244H67ZM2 246V245H1ZM5 246V247H6ZM52 246H49L50 248L52 247ZM74 246V244L72 245V247ZM77 246V245H76ZM76 246H75V249H77L76 248ZM80 246V245H79ZM96 247H97V245H95ZM61 247V246H60ZM62 247H63V245H62ZM65 247V246H64ZM63 247V248H64ZM72 247H70V249L72 248ZM96 247H95V250H96ZM105 247H107L106 245H105ZM105 247H103L104 249H106ZM11 248V247H10ZM13 248V249H14ZM79 248V247H78ZM80 248H81V246H80ZM79 248V249H80ZM100 249V250H98V251H100V253L99 254H101V252L104 250V249ZM1 249H2V247H1ZM40 249V248H39ZM45 249V248H44ZM48 249V248H47ZM52 249H53V247H52ZM55 249V248H54ZM59 249V248H58ZM61 249V248H60ZM68 249H69V247H68ZM74 249V248H73ZM82 249V248H81ZM84 249V248H83ZM89 249V248H88ZM91 249H93V248H91ZM90 249V250H91ZM98 249V248H97ZM108 249V248H107ZM148 249V248H147ZM146 249V250H147ZM3 250V249H2ZM41 250V249H40ZM39 250V251H40ZM56 250V249H55ZM62 250H64V249H62ZM61 250V251H62ZM66 250H67V248H66ZM151 250V249H150ZM6 251V250H5ZM16 251H18V250H16ZM38 251V250H37ZM50 251V250H49ZM48 251V252H49ZM53 251V250H52ZM69 251V250H68ZM74 250H72V252H73ZM80 251V250H79ZM88 250H86L85 252H87ZM92 251V250H91ZM149 250H147V252H148ZM51 252V251H50ZM57 252V251H56ZM59 252H60V250H59ZM63 252V251H62ZM65 252V251H64ZM67 252V251H66ZM65 252V253H66ZM82 252V251H81ZM84 252V251H83ZM89 252V251H88ZM38 253V252H37ZM40 253H42V251L40 252ZM46 253V252H45ZM52 253V252H51ZM50 253V254H51ZM53 253H55L54 251H53ZM64 253V254H65ZM70 253V252H69ZM74 253V252H73ZM39 254V253H38ZM78 254V253H77ZM83 254V253H82ZM81 254V255H82ZM96 254H98V253H96ZM98 254V255H99ZM4 255V254H3ZM7 255H9V254H7ZM13 255V254H12ZM41 255V254H40ZM40 255H38V256H40ZM47 255L48 254H46V257H47ZM54 255V254H53ZM58 255H60V254H58ZM80 255V256H81ZM24 256H25V258H24ZM42 256V255H41ZM55 256H57L56 254H55ZM62 256V255H61ZM65 256V255H64ZM67 256V255H66ZM72 256V255H71ZM76 256V255H75ZM5 257V256H4ZM31 257V256H30ZM33 257V256H32ZM37 257V256H36ZM44 257V256H43ZM45 257V258H46ZM52 257V256H51ZM70 257V256H69ZM74 257V256H73ZM72 257V258H73ZM100 257H101V255H100ZM8 258H10V257H8ZM27 258V259H26ZM42 258V257H41ZM57 258H59V257H57ZM62 258V257H61ZM64 258V257H63ZM14 259H13V261H14ZM37 259H39V258H37ZM65 259V258H64ZM67 259H69L68 258V256H67ZM67 259H65V261L67 260ZM70 259H71V257H70ZM74 259H75V257H74ZM33 260V259H32ZM48 260V259H47ZM50 260V259H49ZM71 260H73V259H71ZM70 260V261H71ZM45 261V260H44ZM59 261V260H58ZM63 261V260H62ZM74 261V260H73ZM11 262V261H10ZM50 262V261H49ZM64 262V261H63ZM62 262V263H63ZM6 263V262H5ZM60 263V262H59ZM3 264V263H2ZM45 264H46V261H45ZM48 264V263H47Z\"/></svg>",
    "mask_w": 264,
    "mask_h": 264
}]
</instances>
